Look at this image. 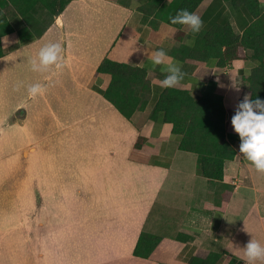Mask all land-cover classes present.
Here are the masks:
<instances>
[{
	"label": "crops",
	"instance_id": "obj_1",
	"mask_svg": "<svg viewBox=\"0 0 264 264\" xmlns=\"http://www.w3.org/2000/svg\"><path fill=\"white\" fill-rule=\"evenodd\" d=\"M146 2L74 0L56 16L38 3L27 13L33 24L5 6L14 33L3 38L0 58V170H9L26 224L28 261H5L0 242V264H189L199 251L248 264L244 246L252 238L264 246V174L240 153L241 141L232 143L236 157L221 181L198 173V156L180 149L182 136L163 115L151 118L166 73L145 54L163 49L182 65L186 75L173 89L199 97L215 82L228 131L238 135L231 118L259 67L253 52L243 50L225 68L189 53L214 27L230 25L241 36L255 19L244 6L203 0L194 13L204 27L193 34L183 26L179 36L161 17L139 11ZM49 42L62 45L65 66L32 71L30 61ZM105 59L147 72L150 94L130 121L104 97L109 79L97 72ZM36 83L46 92L33 99L27 87ZM140 136L146 142L135 149ZM170 191L180 208L164 205ZM143 233L161 238L149 259L134 256Z\"/></svg>",
	"mask_w": 264,
	"mask_h": 264
},
{
	"label": "trees",
	"instance_id": "obj_2",
	"mask_svg": "<svg viewBox=\"0 0 264 264\" xmlns=\"http://www.w3.org/2000/svg\"><path fill=\"white\" fill-rule=\"evenodd\" d=\"M0 0V58L3 56L2 40L14 33L5 6H14L27 19V13L33 5L41 4L52 13L59 15L74 0ZM203 0H147L139 11L147 18L161 17L169 26L182 36L184 25H173L170 17L180 10L195 12ZM233 8L246 7L255 21L238 36L230 25L216 26L205 33L190 51L189 57L198 61L217 59L218 67L225 68L233 61L240 59L243 50H251L253 58L259 63L258 69L251 78V87L246 95L253 100L259 97L264 100V92L259 89V80L264 78V14L259 12L258 0H226ZM28 21V19H27ZM98 75L108 77L104 97L127 120L144 106L142 96L150 94L151 84L144 69L119 64L105 59L98 68ZM163 115L165 123L172 126V132L182 136L180 149L198 156V173L211 181H221L224 166L236 157L232 147L235 141H241L238 135L228 131L226 110L223 98L216 94V83L210 82L199 97H193L188 91L166 89L152 112L151 118ZM146 139L139 137L135 149H141ZM161 243V238L142 234L134 250V256L149 259ZM238 264L236 258L228 260L226 254H215L199 251L189 264Z\"/></svg>",
	"mask_w": 264,
	"mask_h": 264
},
{
	"label": "clouds",
	"instance_id": "obj_3",
	"mask_svg": "<svg viewBox=\"0 0 264 264\" xmlns=\"http://www.w3.org/2000/svg\"><path fill=\"white\" fill-rule=\"evenodd\" d=\"M170 22L173 25L187 26L193 34L199 33L204 27L199 15L184 9L174 17H170ZM186 43L191 46L194 40L186 41ZM63 51L59 42L45 44L40 48L38 58L30 61L32 71L45 73L53 69L61 70L65 66ZM145 54L153 68L159 66L160 70L166 73L165 78L159 83L161 89L177 88L181 85L186 73L182 71V65L179 62L171 61L163 49L153 52L146 51ZM246 75H251V68L246 70ZM233 86L235 87L234 82ZM27 92L31 98L35 99L43 96L46 89L36 83L29 85ZM231 124L241 140L240 153L254 165L258 172L264 174V100L259 97L253 100L249 95H245L236 107ZM244 252L248 264H255L256 261L264 262V246L255 239L252 238L244 246Z\"/></svg>",
	"mask_w": 264,
	"mask_h": 264
},
{
	"label": "rangeland",
	"instance_id": "obj_4",
	"mask_svg": "<svg viewBox=\"0 0 264 264\" xmlns=\"http://www.w3.org/2000/svg\"><path fill=\"white\" fill-rule=\"evenodd\" d=\"M28 22L29 24H33L30 20H28ZM11 189L14 194L9 170H0V242H4V253H6L4 258L5 261L8 262L26 263L28 261L25 233L26 224H24V227V225L19 222L21 220V214L14 205ZM166 197H168L169 200H167V203L164 202V205H169V209L171 210L180 208L181 205H183L180 202L177 192L170 191ZM8 253L9 260L6 259ZM232 258L233 257H227L228 260H232ZM238 264L243 263L240 262Z\"/></svg>",
	"mask_w": 264,
	"mask_h": 264
}]
</instances>
